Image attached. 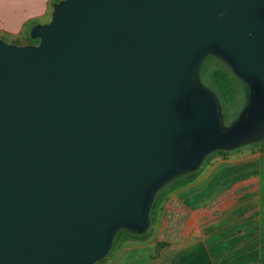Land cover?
<instances>
[{
  "label": "water",
  "instance_id": "water-1",
  "mask_svg": "<svg viewBox=\"0 0 264 264\" xmlns=\"http://www.w3.org/2000/svg\"><path fill=\"white\" fill-rule=\"evenodd\" d=\"M29 37L0 40V264H94L165 184L264 138V0H60ZM207 56L248 88L226 128Z\"/></svg>",
  "mask_w": 264,
  "mask_h": 264
},
{
  "label": "crops",
  "instance_id": "crops-1",
  "mask_svg": "<svg viewBox=\"0 0 264 264\" xmlns=\"http://www.w3.org/2000/svg\"><path fill=\"white\" fill-rule=\"evenodd\" d=\"M58 1L0 0V40L27 45L30 28L47 23ZM244 152L218 160L199 180L171 192L164 228L158 216L151 235L125 241L100 264H264V154L250 164Z\"/></svg>",
  "mask_w": 264,
  "mask_h": 264
},
{
  "label": "rangeland",
  "instance_id": "rangeland-1",
  "mask_svg": "<svg viewBox=\"0 0 264 264\" xmlns=\"http://www.w3.org/2000/svg\"><path fill=\"white\" fill-rule=\"evenodd\" d=\"M44 22L47 20H43ZM28 43L32 44V43H37V41L32 40L30 37L28 38ZM224 65L215 59H211V58H205L203 60V62L201 63V65L199 66L197 72H196V78L197 81L200 85L204 86L206 89H208L209 91H211L217 98L218 103H219V108H220V115H221V119H222V127L226 128L227 126H229L232 122L235 121V119L237 118V116L239 115V113L241 112V110L243 109V107L245 106L247 99H245V87L242 85V83L240 82V80L236 77L232 78L233 81V87H234V97H233V101L232 102H224L220 95L216 92L214 93L213 90V84L211 79L209 78V74L211 71H213L216 68H223ZM222 114L224 115V117L222 116ZM237 150L236 152H240V151H245L243 154L246 153L243 158H245L246 160H249L248 162L251 164L253 162L252 158H258L259 156H261L262 154H264V138L258 142L255 143H251L248 145H244L240 148L235 149ZM233 152V153H231ZM235 151H226L224 153H219V152H213L211 154H209L208 156L205 157V159L202 161V163L200 164L199 168L192 172L189 175L186 176H181L167 184H165L163 187H161L155 194H154V199H155V205L152 209L149 210V214H148V218H149V227L147 229V231L143 234H141V237H130L127 236L125 234L122 235H118L117 237H115L112 240L111 243V247L110 250L108 252V254L102 259L104 261V259L108 256L111 257L113 255L116 254V251L118 250V246H120L121 244H124L125 241H139L140 239H145V237H148L149 235H151L153 233V231L155 230L154 225L156 223V219L158 218V216L160 217L162 215V217L160 218L161 222V228L163 229V214H164V207H165V198L167 196L170 195L171 192L176 191L177 189L185 186L187 183L192 182V181H196L199 180L203 175L207 174L208 170L211 168V166H218L220 165L218 163V160H230V159H236L241 157L240 155H232L235 157H229L231 154L236 153ZM255 156H252L254 155ZM248 155V156H247ZM248 158V159H247ZM206 181L208 182H212L213 178L208 176L206 179ZM159 227V225L157 226V228ZM163 231V230H162ZM166 243L164 240L157 242L156 245V250L159 253L160 250H162L165 247ZM157 253V254H158ZM102 260H100L98 262V264H100L102 262Z\"/></svg>",
  "mask_w": 264,
  "mask_h": 264
},
{
  "label": "trees",
  "instance_id": "trees-1",
  "mask_svg": "<svg viewBox=\"0 0 264 264\" xmlns=\"http://www.w3.org/2000/svg\"><path fill=\"white\" fill-rule=\"evenodd\" d=\"M35 41H37L36 44H38V40H35ZM32 44H35V43H32ZM206 58L207 59L211 58V59L218 60L224 65L223 68H216L213 71H211L210 74H209V78L212 81L214 93L217 92L224 102H228V103L232 102L233 101V97H234V87H233L232 78L235 77L234 74L231 72L229 67L224 62H222L220 59H218V58H216L214 56H207ZM241 83L245 87L246 92H245V96L244 97H245V99H247V97H248V88L243 82H241ZM222 116L224 117L223 114H222ZM216 152L224 153L226 151H216ZM191 173L192 172L186 173V174H183L181 176H186V175H189ZM181 176H178L175 179H177V178H179ZM175 179H173V180H175ZM154 205H155V199L153 198V200L151 202V205H150V209H152L154 207ZM122 234H125V235L130 236V237H141V235L130 234V233L126 232L125 230L120 229L114 234L113 239L115 237H117L118 235H122Z\"/></svg>",
  "mask_w": 264,
  "mask_h": 264
}]
</instances>
